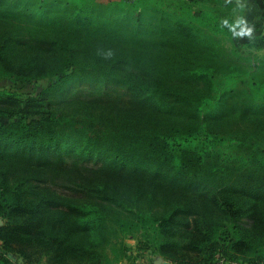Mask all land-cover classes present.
Here are the masks:
<instances>
[{
	"label": "trees",
	"instance_id": "1",
	"mask_svg": "<svg viewBox=\"0 0 264 264\" xmlns=\"http://www.w3.org/2000/svg\"><path fill=\"white\" fill-rule=\"evenodd\" d=\"M235 28L206 0H0V78L50 83L0 91V264L135 259L128 238L264 264V62Z\"/></svg>",
	"mask_w": 264,
	"mask_h": 264
},
{
	"label": "crops",
	"instance_id": "2",
	"mask_svg": "<svg viewBox=\"0 0 264 264\" xmlns=\"http://www.w3.org/2000/svg\"><path fill=\"white\" fill-rule=\"evenodd\" d=\"M206 3L216 9L221 8L222 5L225 13L233 15L237 34L248 39L264 36V0H206ZM125 246L137 257L127 259L121 256L122 258L110 261L108 264H172L150 251H138V242L135 238H128ZM3 264H21V261L9 258Z\"/></svg>",
	"mask_w": 264,
	"mask_h": 264
},
{
	"label": "rangeland",
	"instance_id": "3",
	"mask_svg": "<svg viewBox=\"0 0 264 264\" xmlns=\"http://www.w3.org/2000/svg\"><path fill=\"white\" fill-rule=\"evenodd\" d=\"M87 3H92L95 0H85ZM104 1L106 3H109L110 1H116L119 2V0H99ZM127 1V0H125ZM98 13V12H97ZM99 14V13H98ZM219 41L223 43L229 50H234L238 52L241 56H247L245 58L248 59V63L246 66L250 67V62H264V47H255L251 46L250 43L252 42V38L248 39L247 37L243 35H239L234 30L232 33V36L226 34V32H220L219 33ZM250 47V48H249ZM92 84L91 82H89ZM88 83V84H89ZM96 83V82H95ZM50 83L49 81H42L40 83L36 84H26V83H13L7 78H0V91H9L13 94H17V96H21L23 98H28L31 94L37 93L39 90H42L44 87L48 86ZM98 88H107L108 84L106 83H97L95 84ZM200 135V144L203 146H208L210 144V141L205 133L204 130L199 131ZM117 249V246H111L109 248V256L111 259H114L115 257V251Z\"/></svg>",
	"mask_w": 264,
	"mask_h": 264
},
{
	"label": "built area",
	"instance_id": "4",
	"mask_svg": "<svg viewBox=\"0 0 264 264\" xmlns=\"http://www.w3.org/2000/svg\"><path fill=\"white\" fill-rule=\"evenodd\" d=\"M215 264H229V263L224 261V259L218 258V260ZM230 264H243V263L234 262V263H230Z\"/></svg>",
	"mask_w": 264,
	"mask_h": 264
},
{
	"label": "water",
	"instance_id": "5",
	"mask_svg": "<svg viewBox=\"0 0 264 264\" xmlns=\"http://www.w3.org/2000/svg\"><path fill=\"white\" fill-rule=\"evenodd\" d=\"M160 261H162V259Z\"/></svg>",
	"mask_w": 264,
	"mask_h": 264
}]
</instances>
